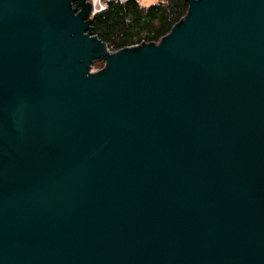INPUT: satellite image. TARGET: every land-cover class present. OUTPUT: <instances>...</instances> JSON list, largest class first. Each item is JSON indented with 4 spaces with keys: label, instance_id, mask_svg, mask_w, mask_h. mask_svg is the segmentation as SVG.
<instances>
[{
    "label": "water",
    "instance_id": "obj_1",
    "mask_svg": "<svg viewBox=\"0 0 264 264\" xmlns=\"http://www.w3.org/2000/svg\"><path fill=\"white\" fill-rule=\"evenodd\" d=\"M87 1L0 0V264H264V0L117 51Z\"/></svg>",
    "mask_w": 264,
    "mask_h": 264
},
{
    "label": "trees",
    "instance_id": "obj_2",
    "mask_svg": "<svg viewBox=\"0 0 264 264\" xmlns=\"http://www.w3.org/2000/svg\"><path fill=\"white\" fill-rule=\"evenodd\" d=\"M107 8L92 19L93 34L111 51L141 44L156 43L181 22L189 11L188 0H108ZM73 6L78 7V2ZM95 62L103 63L102 59Z\"/></svg>",
    "mask_w": 264,
    "mask_h": 264
},
{
    "label": "built area",
    "instance_id": "obj_3",
    "mask_svg": "<svg viewBox=\"0 0 264 264\" xmlns=\"http://www.w3.org/2000/svg\"><path fill=\"white\" fill-rule=\"evenodd\" d=\"M107 1L108 0H88L87 2L90 3L92 6V13L90 17H92L95 13L105 10L108 5ZM135 45H140V44H135Z\"/></svg>",
    "mask_w": 264,
    "mask_h": 264
},
{
    "label": "rangeland",
    "instance_id": "obj_4",
    "mask_svg": "<svg viewBox=\"0 0 264 264\" xmlns=\"http://www.w3.org/2000/svg\"><path fill=\"white\" fill-rule=\"evenodd\" d=\"M155 0H141L142 4L144 5H149L151 3H153ZM104 67V60H103V63H97V62H94L93 63V66H92V71H97V70H100Z\"/></svg>",
    "mask_w": 264,
    "mask_h": 264
}]
</instances>
